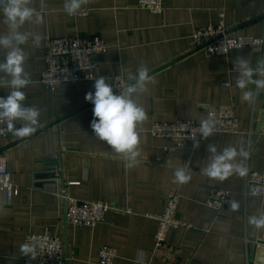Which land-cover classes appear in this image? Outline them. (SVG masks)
I'll return each mask as SVG.
<instances>
[{
	"label": "crops",
	"instance_id": "0c3cea01",
	"mask_svg": "<svg viewBox=\"0 0 264 264\" xmlns=\"http://www.w3.org/2000/svg\"><path fill=\"white\" fill-rule=\"evenodd\" d=\"M162 1L159 15L139 9L137 0H88L80 9L86 15L70 16L64 10L65 0H32L30 7L42 19L36 22L33 17L19 31L42 39L37 47L30 36L20 46L32 80L23 91L24 104L37 107L40 117L33 134L2 141V159L18 194L10 204L0 194V264H22L25 236L43 233L59 237L64 264H97L101 246L117 251L113 264H255L258 248L264 246V228L249 224L248 218L264 213V198L245 196L244 175L234 173L220 181L201 170L210 163L208 146L214 145L218 153L243 146L249 152L247 169L264 172V90L254 102H242L233 65L241 56L256 67L264 50L244 48L209 57L194 50L191 34L217 25L222 14L228 30L262 37L264 0ZM3 19L0 13V35L8 33ZM77 35L98 36L107 46L92 72L93 80L63 85L55 92L45 90L39 78L46 39ZM6 52L0 48V61ZM140 67L148 69L150 80L146 91L134 99L148 118L137 129L138 162L128 167L120 154L94 135L93 105L85 101V94L94 91V80L101 76L107 82L120 77L126 85L133 83L129 76ZM9 79L0 73V96L12 90ZM248 89L256 91L255 85ZM223 107H230L237 118V134H212L200 138L198 148L171 151L169 142L148 134L153 122L201 123L210 109ZM241 159L238 156L235 162ZM178 168L189 169L187 183L174 182ZM213 188L230 190V202H237L238 210L229 203L216 214L205 206ZM173 190L180 195L178 216L192 229L170 230L168 250L155 258L153 217L162 214ZM62 194L80 202L108 204L105 221L91 228L66 225Z\"/></svg>",
	"mask_w": 264,
	"mask_h": 264
},
{
	"label": "built area",
	"instance_id": "2783aa9c",
	"mask_svg": "<svg viewBox=\"0 0 264 264\" xmlns=\"http://www.w3.org/2000/svg\"><path fill=\"white\" fill-rule=\"evenodd\" d=\"M137 6L141 10L151 14H161L164 10L162 0H137ZM86 10H78L71 16H84ZM220 22L213 26L197 28L192 31L191 41L195 51L204 53L209 57L226 56L234 50L244 48H258L264 50V36H242L228 30L220 14ZM44 69L40 74L39 84L45 90L55 92L63 85H72L82 81L93 80L95 70L100 60L107 52V46L98 36H70L48 38L44 43ZM90 77V78H89ZM114 92H119L126 87V83L120 77L108 80ZM207 119L214 121L213 134H237L238 120L230 107L210 109ZM22 122H15L19 127ZM200 123L194 120H176L174 122H153L148 134L151 138L162 139L169 142L167 150L182 149L186 146L193 147L192 136L200 140ZM13 136L8 131L6 124H0V194L10 204L17 196L18 188L12 183L11 175L2 159V141ZM245 196L264 198V172L249 171L244 175ZM64 204V223L72 228L94 227L105 221V216L110 206L103 202H80L65 194L61 195ZM231 191L221 188H213L205 206L220 214L230 203ZM180 195L173 190L168 193L163 212L153 217L157 226L153 238L152 256L160 258L166 250L167 234L170 230L180 228L192 229L181 220L177 213ZM152 218V217H151ZM28 243L35 249L36 258L30 264H64V255L59 237L43 234H27L23 244ZM117 251L110 246H101L97 252V264H113ZM26 257L22 255V264H26Z\"/></svg>",
	"mask_w": 264,
	"mask_h": 264
},
{
	"label": "clouds",
	"instance_id": "9594fccd",
	"mask_svg": "<svg viewBox=\"0 0 264 264\" xmlns=\"http://www.w3.org/2000/svg\"><path fill=\"white\" fill-rule=\"evenodd\" d=\"M88 0H65L64 10L68 15L75 14ZM32 0H0V13L3 15V23L8 27V33L0 35V48L6 49V56L0 61V73L10 79L8 86L12 89L6 97L0 96V124H6L7 129L14 136L24 138L36 131L40 110L35 106H26L24 101L26 94L23 91L32 83L30 74L25 71L24 63L26 56L20 47L32 37L33 44L39 46L41 36L19 29L35 17L40 22L42 17L34 7H30ZM234 70L238 73L236 86L242 90V102H254L256 96L264 90V57L258 59L256 67H252L250 61L238 56L233 61ZM258 77V78H254ZM90 78V77H89ZM133 83L128 84L119 92H114L113 87L106 81L105 77L94 80V91L85 94V101L93 105V119L90 127L94 135L109 145L117 154L126 161L128 167H133L140 155L138 146L140 137L138 125L147 120V112L134 99L137 93L146 91V83L150 80L149 71L146 67H140L135 76H129ZM249 85H255L256 91L248 89ZM22 122L20 127H15V122ZM214 121L212 119L202 120L200 123V138L207 139L213 134ZM193 139V147H199L196 136ZM211 153L210 163L201 171L210 179L223 181L232 174L241 176L247 172L245 161L249 152L243 146L239 151L235 147H226L222 152H217L214 145L208 146ZM241 161L236 163V158ZM188 168H178L174 172V182L187 183L191 176ZM233 211L238 210L237 202H230ZM248 223L256 228H264V213L259 217L251 216ZM20 251L26 257V264L35 260V249L32 245L25 243ZM143 255V253H141Z\"/></svg>",
	"mask_w": 264,
	"mask_h": 264
},
{
	"label": "water",
	"instance_id": "95a60500",
	"mask_svg": "<svg viewBox=\"0 0 264 264\" xmlns=\"http://www.w3.org/2000/svg\"><path fill=\"white\" fill-rule=\"evenodd\" d=\"M255 264H264V246L258 248Z\"/></svg>",
	"mask_w": 264,
	"mask_h": 264
}]
</instances>
